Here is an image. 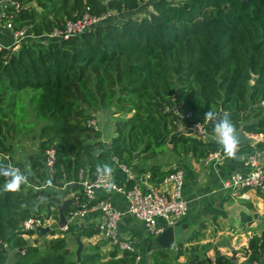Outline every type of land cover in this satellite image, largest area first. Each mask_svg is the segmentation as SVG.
Listing matches in <instances>:
<instances>
[{"label":"trees","instance_id":"trees-1","mask_svg":"<svg viewBox=\"0 0 264 264\" xmlns=\"http://www.w3.org/2000/svg\"><path fill=\"white\" fill-rule=\"evenodd\" d=\"M16 1L22 10L9 8L13 27L34 38L0 49V154L12 153L9 140L19 127L38 132L39 149L29 157L28 169L9 159L0 162L28 176L18 192L5 191L9 178L0 176V264H135L140 253L117 246L103 253L99 244H84L77 260L69 237L76 244L78 237H95L101 233L98 223L74 222L63 237L46 239L42 246L30 243L21 225L29 217L44 218L45 210L60 221L59 206L66 198V218L85 202L95 205L99 199L88 202L78 183L81 172L94 179L105 164L150 161L142 172L149 173L150 183L160 184L172 169H162L159 155L172 160L225 155L217 137L180 135L169 144L170 135L181 125L205 123L209 110L219 117L264 102V0H153L136 16L132 13L146 0ZM87 9L116 16L65 39L44 36ZM101 113L115 117L116 135L109 140L89 125ZM229 119L236 129L264 135V118L247 124L236 116ZM205 127L215 134L213 122ZM50 146L58 153L52 177L44 163ZM256 148L264 156V140ZM55 229L50 235L58 233ZM177 244L174 255L153 251L149 264H181L185 249L181 239ZM215 259L214 264H236L219 251ZM263 259L264 230L250 238L242 264ZM186 264L213 263L193 253Z\"/></svg>","mask_w":264,"mask_h":264},{"label":"crops","instance_id":"crops-1","mask_svg":"<svg viewBox=\"0 0 264 264\" xmlns=\"http://www.w3.org/2000/svg\"><path fill=\"white\" fill-rule=\"evenodd\" d=\"M13 40L11 30L0 28V46H11ZM231 113L232 116L240 118L242 122H258L259 118H264V102L252 106L246 112ZM256 114L260 116L256 117ZM102 117H104L102 113L97 115L96 120L99 125ZM99 128L102 130L101 126ZM103 138L109 140L104 134ZM257 143L248 145L251 146L249 152L244 150L247 146L239 148L234 159L222 155L221 158L210 161L208 158L197 160L191 155H187L175 158L174 161L176 162L172 166L169 165L170 162L162 165L163 170H170L178 166L185 171L183 194L188 202V214L184 222L188 226V233L181 239L185 251L179 257V263L186 264L189 257L194 253L196 258L197 256L201 259L209 258L214 264L217 251L231 259L235 258L232 260L236 264H242L245 261L250 238L264 230V186L258 189H246L244 191L246 196L240 198L232 197L229 192L224 191L222 182L230 174L245 170V159L256 148ZM150 163V161H136L127 167V171L123 169L121 164L116 163L112 167V178L119 185L126 186L129 180H137L136 183L142 185L158 186L165 190L170 189L166 178L160 184L150 183L149 178L147 180V173L142 172V169ZM106 196L116 207L122 210L127 207L126 196L121 193H112ZM100 220L101 215L99 213H89L76 222L99 223ZM120 231L124 236L134 237L137 251L143 256L140 264H147V241L153 235L149 233L145 224L127 214L121 221ZM50 233L46 232L44 236L48 235L47 237L51 238L53 235ZM192 235L193 237L189 239ZM82 243L83 245L99 244L103 253H108L113 248L102 233L90 239H83ZM175 244L176 247L164 250L173 251L176 254L180 247H178L177 242ZM192 248L197 251L192 252ZM241 249L243 252L239 251Z\"/></svg>","mask_w":264,"mask_h":264},{"label":"built area","instance_id":"built-area-1","mask_svg":"<svg viewBox=\"0 0 264 264\" xmlns=\"http://www.w3.org/2000/svg\"><path fill=\"white\" fill-rule=\"evenodd\" d=\"M9 8H15L19 12L22 10V5L16 0H0V28L12 31L14 40L11 46L17 48L23 40L34 38V35L27 34L24 28L23 30L14 29L12 14H10ZM115 16L116 13L112 11L96 16L91 14L87 9L78 19L68 20L62 28H55L53 32L44 36L47 38L65 39L86 32ZM11 46H0V49L11 48ZM171 110L178 114V110L175 108ZM208 122L210 121L205 120V123H196L191 126L195 130L194 135L201 139L204 138V140L216 137L215 134H210L207 131L205 124ZM89 125L96 129L99 128L96 119H91ZM181 126L189 127L185 125ZM246 134L253 138V143L264 140L263 133ZM57 154L54 146L48 147L44 153V163L50 177H52L55 171ZM221 156L219 152L211 153L208 156V160L221 158ZM246 158L244 162L245 170L230 174L222 182V189L229 192L232 197L244 198L246 196L244 192L246 189H258L264 186L263 153L255 148ZM3 159H9L8 155L0 154V162ZM122 167L125 171L128 170L127 166L122 165ZM146 176L148 180L150 177L149 173ZM185 178V171L181 167L175 166L166 177L170 189L165 190L158 186L142 185L140 183L127 187L116 183L112 175L101 173L92 179L84 176L81 172L78 183L81 184L88 202L97 199L99 201L91 207H87V202H85L83 208L70 212L66 224L59 226V234L56 233L51 238L63 237L64 233L70 230L72 223L84 218L89 213H99L101 215V220L98 223L99 228L101 233L107 238L109 244L117 246L122 251L138 252L134 237L121 234L120 224L122 219L127 214L134 216L145 224L147 230L153 236L161 235L166 228L178 225L186 219L188 214V202L183 194ZM46 185H49V183ZM112 193H121L126 196L127 207L124 210L116 207L110 198L106 196ZM101 195L106 196V198L101 199ZM45 229L46 232H52L54 230L53 221L41 216L29 217L21 225V231L25 238L38 235V233H42V230ZM174 247H176L175 243L171 245V248ZM137 257L135 264H140L143 256L140 254ZM253 264H264V259Z\"/></svg>","mask_w":264,"mask_h":264},{"label":"rangeland","instance_id":"rangeland-1","mask_svg":"<svg viewBox=\"0 0 264 264\" xmlns=\"http://www.w3.org/2000/svg\"><path fill=\"white\" fill-rule=\"evenodd\" d=\"M152 2H153V0H146L140 6V8L135 13H132V14L135 16L137 14L139 15L140 12H141L140 14H144L143 12H146L149 10ZM27 91H29L30 93L32 92L31 90H27ZM31 120H33V116L31 117ZM114 123H115V117L111 116L109 118H106L104 116L101 118V122H100L99 126H101L103 134L108 139H110L113 135H115ZM104 124H106V125H104ZM37 135H38V132L35 131L34 129H22L20 127L17 129L15 136L11 140H9V144L11 146L12 153L10 155H8V157H9V160L11 161L12 164L19 162L20 164H22V166L25 169L29 168V166H30L29 157L31 155H33L39 149V140H38ZM157 160L161 164H166V163L170 162V164H169L170 166H172L176 162V161L172 160L169 155H165V156L163 155V157L161 155H159ZM42 215L44 216L45 219H50L53 221L54 229L60 223L59 220L55 219L54 216L49 214L46 210L42 213ZM55 230L58 233L60 232V230L57 228ZM66 235H67V237L69 236L68 234H66ZM47 236L48 235L44 236V234H42V236H41L38 233V235H34L33 237H29L28 239H29L30 243L37 242L39 246H42L46 239H50ZM69 242H70L72 251L76 254L78 244H76L73 237H71V236L69 237ZM239 251L243 252L242 249ZM170 252H172L171 254H175V252H173V251H170Z\"/></svg>","mask_w":264,"mask_h":264},{"label":"clouds","instance_id":"clouds-1","mask_svg":"<svg viewBox=\"0 0 264 264\" xmlns=\"http://www.w3.org/2000/svg\"><path fill=\"white\" fill-rule=\"evenodd\" d=\"M204 118L208 121L214 122L213 131L217 137V143L222 148L224 154L228 158H235L238 152V145L240 140L237 136V129L227 114L223 118L217 120V113L209 110L204 113ZM98 172L105 175H111L112 168L105 164L98 167ZM0 176L9 178L4 184V190L8 192H18L22 184L28 183V176L20 171V169L8 166H0Z\"/></svg>","mask_w":264,"mask_h":264},{"label":"water","instance_id":"water-1","mask_svg":"<svg viewBox=\"0 0 264 264\" xmlns=\"http://www.w3.org/2000/svg\"><path fill=\"white\" fill-rule=\"evenodd\" d=\"M248 2V1H247ZM227 114L228 118L232 117L231 112H223L217 117V120L220 118H223L224 115ZM214 123V122H213ZM247 124V122H246ZM195 130L192 127H184L180 126L176 131H174L170 135V141L169 144H172L174 137L180 136V135H194ZM237 136L240 140V143L238 145V149L242 148L244 146H248L253 143V138L249 137L246 132L243 130V128L237 129ZM137 153H135V158H137ZM70 202V199H65V201L59 206V217H60V225H64L67 222V218L65 215V210L68 207V203ZM42 233H46V229L42 230ZM188 233V226L185 224L184 221L180 222L178 225L173 227H168L164 230V232L161 233V235H156L151 237L147 241V247H146V262L149 264L150 255L153 251L160 250V249H169L173 243L179 242L180 239L184 238ZM78 242V248L76 251L77 260H81V251L83 248V243L77 238ZM235 259V258H232Z\"/></svg>","mask_w":264,"mask_h":264}]
</instances>
